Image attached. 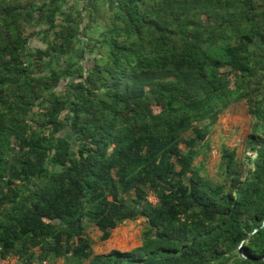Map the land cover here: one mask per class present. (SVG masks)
<instances>
[{"label": "trees", "instance_id": "trees-1", "mask_svg": "<svg viewBox=\"0 0 264 264\" xmlns=\"http://www.w3.org/2000/svg\"><path fill=\"white\" fill-rule=\"evenodd\" d=\"M80 1L0 0V256L264 264V0ZM239 103L252 154L212 184L198 141ZM138 217L139 246L93 253L87 225Z\"/></svg>", "mask_w": 264, "mask_h": 264}, {"label": "rangeland", "instance_id": "rangeland-1", "mask_svg": "<svg viewBox=\"0 0 264 264\" xmlns=\"http://www.w3.org/2000/svg\"><path fill=\"white\" fill-rule=\"evenodd\" d=\"M90 1L81 0L78 2V9L85 6L88 7ZM31 44L40 46L36 40ZM64 57H66L65 54L61 58L57 57L55 60L57 65L64 64ZM250 131V118L246 113V106L240 103L230 106L219 115L217 122L210 126L206 139L198 141L199 153L193 161L195 171H198L206 181L212 184H219L222 174L221 164L225 151H234L236 153L237 168H239V159H244V144L249 137ZM192 135V132H189L186 137ZM180 147L185 150L183 145H180ZM245 154L251 155L252 152L246 150ZM147 201L154 204L157 200L153 194H149ZM145 227L146 221L143 217L126 221L115 228L111 233V237L104 242L99 240L100 233L92 225H87L86 231L92 239L93 253L100 254L108 253L111 250L129 251L139 246L141 244V233ZM52 264H62V262Z\"/></svg>", "mask_w": 264, "mask_h": 264}, {"label": "built area", "instance_id": "built-area-1", "mask_svg": "<svg viewBox=\"0 0 264 264\" xmlns=\"http://www.w3.org/2000/svg\"><path fill=\"white\" fill-rule=\"evenodd\" d=\"M0 264H40L37 261L28 262L17 255L0 256ZM44 264V263H41Z\"/></svg>", "mask_w": 264, "mask_h": 264}, {"label": "water", "instance_id": "water-1", "mask_svg": "<svg viewBox=\"0 0 264 264\" xmlns=\"http://www.w3.org/2000/svg\"><path fill=\"white\" fill-rule=\"evenodd\" d=\"M255 231V230H254Z\"/></svg>", "mask_w": 264, "mask_h": 264}]
</instances>
